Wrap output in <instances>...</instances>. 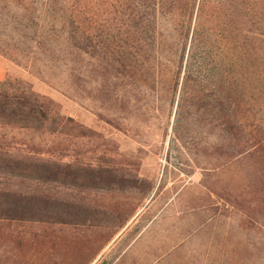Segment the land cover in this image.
<instances>
[{"label": "rangeland", "instance_id": "374dc122", "mask_svg": "<svg viewBox=\"0 0 264 264\" xmlns=\"http://www.w3.org/2000/svg\"><path fill=\"white\" fill-rule=\"evenodd\" d=\"M119 1L82 3L94 14L93 36H97L94 41L98 46L105 36L109 41L116 37ZM16 2L0 0V30L11 26L6 20L17 12ZM258 32L262 35L257 47L261 48L264 27ZM38 59L29 67V63H17L0 53V82H21L50 101L57 116L73 120L83 136H75L77 132L69 127L56 137L22 132L17 140L24 143L12 142L0 152L23 161L104 171L115 182L82 189L0 176V188L42 197L48 208L69 209L75 215L69 219L71 225L0 220L1 261L10 256L4 247L8 238H45L48 248L58 238L60 246L52 244L47 255L62 264H153L156 258H161L159 264H264L263 146L254 155H224L220 143L208 135L205 107L196 103L190 107L189 137L172 141L174 108L163 139L170 106L168 102L163 106L169 95L162 87L149 85L146 116L147 90L141 82L136 83L141 86V95L137 94L143 98L141 105L101 109L104 99L98 88L103 77L97 57L90 59L84 54L79 59L76 79L68 78L59 62L56 69L47 65L49 54ZM258 62L260 74L242 79L250 107L244 124L246 131H254L256 139H263L261 51ZM118 92L122 99L129 96L132 101L136 95L126 79ZM115 118H120L118 125ZM248 218L255 225L243 231L239 221ZM23 253L20 248L13 250L6 264H18Z\"/></svg>", "mask_w": 264, "mask_h": 264}, {"label": "trees", "instance_id": "16d2710c", "mask_svg": "<svg viewBox=\"0 0 264 264\" xmlns=\"http://www.w3.org/2000/svg\"><path fill=\"white\" fill-rule=\"evenodd\" d=\"M83 2L86 0H17V12L6 20L11 26L0 30V38L4 37L0 53L17 63H29V67L49 54L47 65L56 69L59 62L70 79L78 78L79 59L84 54L97 57L103 77L98 88L104 99L101 109L141 105L143 98L137 95H141V86L136 85L141 82L147 90L146 116L149 85H155L169 95L163 102L164 107L167 102L170 106L163 139L174 108L172 141L189 137L190 107L196 103L205 107L208 135L220 143L224 155L240 157L262 150L264 138L256 139L244 124L250 107L242 79L260 74L258 55L260 51L264 54V43L261 48L257 43L262 35L258 31L264 27V0H120L114 28L117 42L105 36L99 46L93 36L94 14ZM122 79L131 81L136 91L133 101L129 96L122 99L118 92ZM119 120L115 118L117 125ZM67 127L77 132L75 136H83L73 120L57 116L50 101L21 82H0V151L12 142L24 143L17 140L18 133L56 137ZM103 172L23 161L0 152V176L4 177L82 189L113 185V177ZM47 205L42 197L0 188V220L73 224L69 219L75 215L69 209ZM254 225L250 218L239 221L243 231ZM47 243L45 238H8L4 247L10 256L15 249L24 250L18 264H49V260L62 264L47 255L52 244L60 246V239H54L49 248ZM10 256L0 264L8 263ZM160 260L156 258L153 264Z\"/></svg>", "mask_w": 264, "mask_h": 264}, {"label": "water", "instance_id": "95a60500", "mask_svg": "<svg viewBox=\"0 0 264 264\" xmlns=\"http://www.w3.org/2000/svg\"><path fill=\"white\" fill-rule=\"evenodd\" d=\"M101 264H108L106 261H103Z\"/></svg>", "mask_w": 264, "mask_h": 264}]
</instances>
